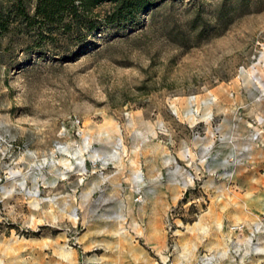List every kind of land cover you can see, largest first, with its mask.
Wrapping results in <instances>:
<instances>
[{
  "label": "rangeland",
  "instance_id": "374dc122",
  "mask_svg": "<svg viewBox=\"0 0 264 264\" xmlns=\"http://www.w3.org/2000/svg\"><path fill=\"white\" fill-rule=\"evenodd\" d=\"M218 1L157 2L65 57L0 31V264H264L258 232L212 221L264 150V0L223 27ZM157 174L186 185L154 228Z\"/></svg>",
  "mask_w": 264,
  "mask_h": 264
},
{
  "label": "trees",
  "instance_id": "16d2710c",
  "mask_svg": "<svg viewBox=\"0 0 264 264\" xmlns=\"http://www.w3.org/2000/svg\"><path fill=\"white\" fill-rule=\"evenodd\" d=\"M164 1L0 0V31L20 28L26 37V48L33 46L37 53H41L43 47L49 45L52 55L65 57L74 48H82L95 34H100L103 27L132 21L157 2ZM253 1L260 0H219L215 20L223 27L232 14L243 10ZM101 5L105 7L100 9ZM196 19L197 15L192 22Z\"/></svg>",
  "mask_w": 264,
  "mask_h": 264
},
{
  "label": "crops",
  "instance_id": "0c3cea01",
  "mask_svg": "<svg viewBox=\"0 0 264 264\" xmlns=\"http://www.w3.org/2000/svg\"><path fill=\"white\" fill-rule=\"evenodd\" d=\"M262 144V142H261ZM264 146V143H263ZM251 160V158H250ZM255 164L259 165L257 168L256 176H252L248 179L242 187H234L230 193L233 197V201H228L232 204V209H227L226 212L222 211V206H218L217 211H214L212 216V221H236L242 222L245 225V231L250 234L253 231V226H256L259 219L264 216V150L255 158L252 159ZM145 180L150 183L152 186L149 189V195L151 197H157V200H154L153 205H157L154 208V211L157 212L154 219V228H156L162 220L164 211L170 206L171 195L178 194L180 195L185 187V181L183 179L171 180L168 177H160L159 174L156 176H147ZM137 186H140L141 183L137 182ZM143 197H146L143 189L141 191ZM136 195H139L136 194ZM244 197L243 199L237 197ZM158 212L160 213L158 215ZM161 215V216H160ZM161 234V233H159ZM257 244L258 247L255 251V254H262L263 248L259 246L264 240V233L258 232Z\"/></svg>",
  "mask_w": 264,
  "mask_h": 264
},
{
  "label": "built area",
  "instance_id": "2783aa9c",
  "mask_svg": "<svg viewBox=\"0 0 264 264\" xmlns=\"http://www.w3.org/2000/svg\"><path fill=\"white\" fill-rule=\"evenodd\" d=\"M137 199L138 198H136V200ZM227 229L229 232L239 233L243 229H245V225H244V223L238 222V223L228 225ZM261 229H264V219H260L258 221L257 225L253 226V231H252V233L249 234L250 235L249 240L254 237V233L261 231Z\"/></svg>",
  "mask_w": 264,
  "mask_h": 264
}]
</instances>
